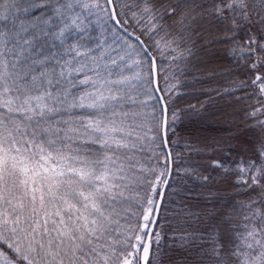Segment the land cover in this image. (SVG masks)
<instances>
[{"label": "snow or ice", "instance_id": "6c2138e0", "mask_svg": "<svg viewBox=\"0 0 264 264\" xmlns=\"http://www.w3.org/2000/svg\"><path fill=\"white\" fill-rule=\"evenodd\" d=\"M0 264H264V0H0Z\"/></svg>", "mask_w": 264, "mask_h": 264}]
</instances>
